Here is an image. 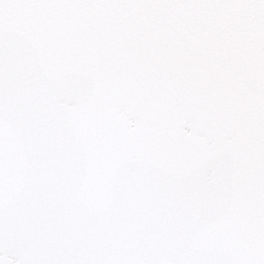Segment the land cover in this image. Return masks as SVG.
Segmentation results:
<instances>
[{
  "label": "snow or ice",
  "instance_id": "1",
  "mask_svg": "<svg viewBox=\"0 0 264 264\" xmlns=\"http://www.w3.org/2000/svg\"><path fill=\"white\" fill-rule=\"evenodd\" d=\"M0 264H264V0H0Z\"/></svg>",
  "mask_w": 264,
  "mask_h": 264
}]
</instances>
